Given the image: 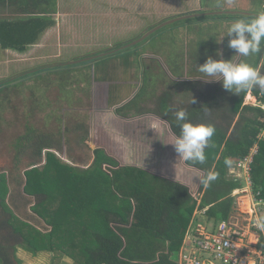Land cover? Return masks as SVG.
I'll list each match as a JSON object with an SVG mask.
<instances>
[{
    "label": "rangeland",
    "instance_id": "rangeland-1",
    "mask_svg": "<svg viewBox=\"0 0 264 264\" xmlns=\"http://www.w3.org/2000/svg\"><path fill=\"white\" fill-rule=\"evenodd\" d=\"M57 1L60 7L58 4L52 12L47 13L55 23L27 50L0 48V174L6 172L10 188L7 200L12 213L44 232L52 228L33 210L36 197L24 191L26 173L34 167L43 169L48 159L46 151L42 157L36 154L39 137L43 136L56 144L51 151L58 153L65 163L80 168L94 162L98 148L104 149L122 165L133 163L135 144L138 143V148L139 143L145 144L144 137L155 133L163 136L165 131L168 141L165 139L164 148L176 155L171 144L176 135L165 119L152 111L156 98L167 89L173 91L176 102L180 103L188 102L198 93L208 94L211 89H216L218 94L224 92L239 96L226 91L221 81L205 82L200 78L199 64L205 62L203 56L197 53L201 61L195 64V41L203 40L202 48L210 51L213 59L221 58L217 55L218 50L223 53V59H231L235 52L228 47L230 37L225 36L227 28L233 21L246 18L230 16V12H227L230 17L224 19L219 13L196 15L232 7L233 4L230 1L228 4L226 0H67L63 6L64 0ZM14 5L0 7V19L24 15ZM238 8L235 5L234 10L237 11L233 12H238ZM179 15H192L199 19L191 21V17H187L171 24L166 21ZM198 22L202 23L197 26L202 28L205 35L197 32ZM161 23L168 25L156 30L155 27ZM148 31L155 32L146 38L145 48L140 46L134 49L140 51L141 59L145 60L141 68L138 64L141 61L139 54L130 49L121 50V55H124L122 62H126L122 66L120 59L112 60L113 55L96 60V56L110 46L125 44L136 35ZM209 34L210 37H207ZM222 38V42L217 43ZM215 43L216 48L212 46ZM130 53L135 55H129V58L125 56ZM84 58L86 60H82ZM172 59L174 63H183L170 67ZM234 59L244 58L236 56ZM101 61L115 67L102 69L107 72L103 75L96 67V63ZM248 62L259 66L264 72V55L248 58ZM66 64H74V67L65 68ZM143 69H148L152 78L155 73L158 84H149L146 93L137 100L136 107L146 111L141 115L135 105L127 107V104L145 85ZM251 92L245 96L244 104L261 105ZM126 96L128 98L123 100ZM140 120L138 135L136 131ZM144 120L150 122L149 129L142 127ZM28 126L34 127L32 143L19 153L17 139ZM184 163V168L182 160L165 163L159 166V171L175 178L181 174L191 182L192 179L183 173L185 169L193 170L195 167H186ZM195 170L193 182L196 183V192L204 172ZM3 211L0 203V214ZM196 213L200 220H206L204 212H197L196 209ZM1 219L0 247L14 259L15 241L21 236L13 225H1ZM15 221L16 218H12V224ZM21 248L16 251L21 264L74 263L72 258L58 252L40 251L35 256L27 250L22 254ZM173 258L179 262L180 254L173 255ZM215 261L216 264H224ZM15 263L18 264L17 259Z\"/></svg>",
    "mask_w": 264,
    "mask_h": 264
},
{
    "label": "trees",
    "instance_id": "trees-1",
    "mask_svg": "<svg viewBox=\"0 0 264 264\" xmlns=\"http://www.w3.org/2000/svg\"><path fill=\"white\" fill-rule=\"evenodd\" d=\"M29 1L0 0L2 8L15 3L19 12L32 14L0 19V48L25 51L55 23L51 17L43 15L52 12V0ZM246 5L250 4H242ZM196 17H191V21L199 19ZM196 30L205 35L202 28L197 26ZM145 40H141L138 47L145 48ZM195 45L197 51L194 55L199 58V63L200 55L204 62L208 56L213 57L210 51L202 48L203 40L195 41ZM212 46L216 48V43ZM136 53L140 56L141 63L138 64L141 68L145 60L141 59L140 51ZM182 63H174L172 59L169 66H181ZM67 67H74V64H66ZM142 71L145 73V85L127 107H136L137 100L143 97L149 84H158L155 73L152 78L148 69ZM172 92L169 89L163 91L156 98L152 111L170 123L175 135H179L180 129L175 123L174 112L180 109L187 112L192 123L215 127L210 146L205 150V163L187 164L202 170L204 177L211 171L217 179L208 186L201 184L196 197L188 185L161 173L160 165L180 161L174 148L176 155L164 148L165 139L168 141L167 131L163 136L160 133L146 136V144L139 143L138 148L136 143L133 163L124 165L101 148L96 149L94 162L86 168L69 166L59 155L49 151L43 169L34 167L26 173L25 190L36 197L33 210L51 226V230L44 232L12 213L5 200L8 192L6 176L2 174L0 177V202L7 212L1 214L4 218L3 221L0 218L1 225H13L21 236L15 241L14 259L0 247V264H16V259L21 264L22 260L16 255L19 247L35 256L40 251L58 252L72 258L73 264H180L173 255L179 253L189 226L197 216L196 209L205 211L206 220L202 221L213 224L228 219L233 213V193L242 183L230 174L231 168L225 161L231 160L233 167L255 146H258V152L254 154L252 163L253 190L264 198V92L252 90L261 105L244 104L247 93L234 96L224 92L218 94L216 89H211L208 94L198 93L188 102L180 103L176 102ZM136 108L141 115L146 112ZM144 121L146 123L142 127L149 129L148 121ZM33 129L28 126L26 132L19 135V143L16 144L19 145V153L32 143ZM44 138L39 137L36 153L39 157L43 156L45 148L55 145ZM12 218H16L14 224Z\"/></svg>",
    "mask_w": 264,
    "mask_h": 264
},
{
    "label": "clouds",
    "instance_id": "clouds-1",
    "mask_svg": "<svg viewBox=\"0 0 264 264\" xmlns=\"http://www.w3.org/2000/svg\"><path fill=\"white\" fill-rule=\"evenodd\" d=\"M225 36L230 37L228 47L234 50L235 55L226 60L222 58L223 53L218 50L217 55L221 57L220 59L208 56L206 62L199 65L198 70L202 74L200 78L205 82L221 81L226 91L236 95L246 94L253 89L264 92V72L259 66L248 62V58L264 55V11H259L249 18L233 21L227 28ZM223 38L216 40L217 43H221ZM236 56L244 59L235 60ZM174 117L180 131L171 144L179 160L204 164L205 150L210 146V140L216 132L215 127L210 124L192 123L183 109L175 111ZM225 164L231 168L232 161L226 160ZM216 179L217 175L209 171L200 183L208 186ZM254 224L264 232V216H257Z\"/></svg>",
    "mask_w": 264,
    "mask_h": 264
},
{
    "label": "built area",
    "instance_id": "built-area-1",
    "mask_svg": "<svg viewBox=\"0 0 264 264\" xmlns=\"http://www.w3.org/2000/svg\"><path fill=\"white\" fill-rule=\"evenodd\" d=\"M257 152L255 146L231 167L230 174L242 186L234 190L235 205L229 218L216 224L193 218L179 251L180 264H216L215 260L264 264V232L254 224L257 216H264V198L253 190L252 163Z\"/></svg>",
    "mask_w": 264,
    "mask_h": 264
},
{
    "label": "flooded vegetation",
    "instance_id": "flooded-vegetation-1",
    "mask_svg": "<svg viewBox=\"0 0 264 264\" xmlns=\"http://www.w3.org/2000/svg\"><path fill=\"white\" fill-rule=\"evenodd\" d=\"M227 1V3L229 4L230 2L233 4V6L232 7H228V8H223V9H219V10H215V11H210V12H203V13H198L199 15H204V14H209V13H219V15H221L222 17H223V19L224 18H229L230 16H244V17H246V18H249L250 16H252V15H254L255 13H257V12H259V11H264V0H226ZM230 1V2H229ZM243 3H249L250 5H246V6H243V7H246V8H242V4ZM235 5L237 6V7H240V8H238L239 10H238V12H235L236 14H231L230 16H227V12L228 11H237V10H234V7H235ZM231 9H233V10H231ZM193 16H195V14H193ZM179 17V16H178ZM178 17H174V18H172V19H169V20H166V21H170V20H173V19H176V18H178ZM180 17H184V19L185 18H187V17H192V15H184V16H180ZM178 20H181V19H178ZM177 20V21H178ZM165 21V22H166ZM174 22V21H173ZM172 23V22H171ZM171 23H169V24H171ZM166 25H168V24H166ZM165 24H163V23H161L160 25H158V26H156L155 27V29L156 30H158V29H160V28H162V27H164V26H166ZM151 30V29H150ZM155 30V31H156ZM154 31V32H155ZM154 32H151V31H148V32H146V33H142L141 35H136V37H134V38H132V39H130V41H128L127 43H125V44H119V45H115L114 47L113 46H110L108 49H105V51H104V53H102V54H100V55H98V56H96L97 57V59L96 60H99V59H104L103 57H108V56H111V55H113V57H112V60L114 59V60H117V59H120L121 60V66L123 65V64H125L126 62L125 61H123L122 62V59H123V57H124V55L123 56H121V50L122 49H130L131 51H133V52H137L136 50H134V49H138V44H139V42L141 41V40H144V39H146V38H148L150 35H152V33H154ZM125 56H128V58H129V55H125ZM99 57V58H98ZM127 58V59H128ZM84 59H86V58H84ZM198 59L199 58H197L196 59V61H195V64H198L199 62H198ZM185 61H187L186 59H185ZM96 67H97V71L98 72H101V73H103V75H106L107 74V72L106 71H103L102 69H108V68H113V67H115V66H113V65H111V67H110V65L107 63V61H101V62H97L96 63ZM194 73H197V72H195V71H193ZM23 74V73H22ZM22 74H20V76L22 75ZM199 82V81H198ZM197 83V82H196ZM128 98V97H127ZM127 98H124L123 100H126ZM142 120H140V121H138V124L141 122ZM146 123V122H145ZM148 123L150 124V122L148 121ZM141 128V126H138V131L136 132L138 135L140 134L139 133V129ZM140 138H142V137H140ZM143 139V138H142ZM144 139H145V137H144ZM43 140H45V138L43 139ZM46 141H49V140H46ZM145 144H146V140H145ZM54 146H56V144L54 145ZM53 146V147H54ZM52 147V148H53ZM62 147H64V145L62 144ZM52 148L50 149V148H45L44 149V151L43 152H45L46 151V153L47 152H49V151H51L52 150ZM60 148V147H59ZM62 149V148H61ZM54 151V150H53ZM62 151V150H61ZM55 153V152H54ZM58 154V153H57ZM2 174H5V176H6V172H2L1 174H0V177H1V175ZM1 179V178H0ZM6 180H7V176H6ZM8 181V180H7ZM7 187H8V192H7V194H6V203L9 205V203H8V200H7V196H8V194H9V192H10V188H9V183L7 182ZM24 191L26 192V190H25V187H24ZM1 193V192H0ZM1 203V202H0ZM9 207L11 208V206L9 205ZM3 213H4V211H3ZM0 217H3V216H1V214H0Z\"/></svg>",
    "mask_w": 264,
    "mask_h": 264
},
{
    "label": "crops",
    "instance_id": "crops-1",
    "mask_svg": "<svg viewBox=\"0 0 264 264\" xmlns=\"http://www.w3.org/2000/svg\"><path fill=\"white\" fill-rule=\"evenodd\" d=\"M53 1V4H51V9L54 7V6H56V5H58L59 4V2L57 1V0H52ZM65 1H67V0H64L63 2H62V6L63 5H66V2ZM75 1V0H74ZM29 3H32V0H30L29 1ZM61 3V2H60ZM10 5H12V3L10 4ZM9 6V4L6 6V7H8ZM14 6H16L17 8H18V6L15 4ZM59 7H60V4L58 5ZM5 7V8H6ZM17 11H19V8L17 9ZM58 11H60V10H58ZM19 13H21V12H19ZM55 13V12H54ZM21 14H24V13H21ZM49 14V13H48ZM30 16V15H32V14H24V15H22L21 17H26V16ZM43 15H45V16H50V15H47V14H43ZM196 15H199V14H196ZM181 15H179V17H180ZM182 16H184V15H182ZM51 17V16H50ZM181 19H184V18H181ZM252 93V92H251ZM251 97V96H250ZM257 99H258V97H256ZM252 99V98H251ZM263 107H264V105H263ZM161 123H162V121H161ZM163 124V123H162ZM148 125H150L151 126V124H149L148 123ZM177 136V135H176ZM186 164H187V162H186ZM182 165H183V168L185 167V163L182 161ZM186 167H193V166H190L189 164H187L186 165ZM195 169H197V168H194L193 170H191V169H185V171H184V173L183 174H185L187 177H189L190 179H192V181L191 182H189L186 178H185V176H182L181 174L178 176V178H175V177H173V176H170V175H165V176H167V177H169V178H172V179H175V180H177V181H180V182H182V183H184V184H186V185H188L189 187H190V190H191V192H192V194L194 195V196H196L197 194H198V196H199V188H198V191H196L195 192V189H196V183H194L193 182V180H194V173H193V171L195 170ZM199 172H201L202 170H200V169H197ZM196 171V170H195ZM155 173V172H154ZM160 174V173H159ZM193 174V175H192ZM200 201V200H199ZM22 249V248H21ZM26 250H24L23 249V252H22V254H25L24 252H25ZM27 252V251H26ZM31 253V252H30Z\"/></svg>",
    "mask_w": 264,
    "mask_h": 264
},
{
    "label": "water",
    "instance_id": "water-1",
    "mask_svg": "<svg viewBox=\"0 0 264 264\" xmlns=\"http://www.w3.org/2000/svg\"><path fill=\"white\" fill-rule=\"evenodd\" d=\"M228 12H230V13H232V14H236V13L233 12V11H228ZM181 18H184V17H178V18H176V19L170 20L169 23H171V22H173V21H177L178 19H181ZM82 60H86V59H82ZM78 61H81V60H78ZM165 121H166V120H165ZM166 122L169 124V127H170V129L172 130L170 123H169L168 121H166ZM172 131H173V130H172ZM173 132H174V131H173ZM174 134H175V133H174Z\"/></svg>",
    "mask_w": 264,
    "mask_h": 264
},
{
    "label": "bare ground",
    "instance_id": "bare-ground-1",
    "mask_svg": "<svg viewBox=\"0 0 264 264\" xmlns=\"http://www.w3.org/2000/svg\"><path fill=\"white\" fill-rule=\"evenodd\" d=\"M251 98V97H250Z\"/></svg>",
    "mask_w": 264,
    "mask_h": 264
}]
</instances>
